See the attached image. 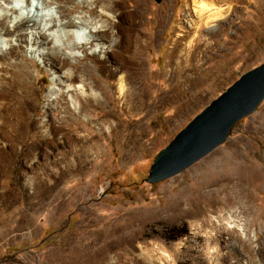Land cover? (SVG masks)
<instances>
[{
  "label": "rangeland",
  "instance_id": "rangeland-1",
  "mask_svg": "<svg viewBox=\"0 0 264 264\" xmlns=\"http://www.w3.org/2000/svg\"><path fill=\"white\" fill-rule=\"evenodd\" d=\"M147 1L142 16L123 19L124 8L132 9L130 0L92 5L49 0L59 20L79 24L76 37L62 43L61 55H77L70 62L82 67L80 81L65 79L72 67L55 73L47 60L20 46L7 57L6 65L17 62L31 73V83L14 84L22 90L31 85L36 110L30 126L22 129L17 150H11L6 130L0 129V264H193L189 253L181 252L207 221L217 229L233 228L236 221L251 242L254 259L264 264V217L258 215L253 223L264 205L260 192L246 216L236 202L215 199L214 205H204L216 198L211 184L264 174V101L235 125L223 145L192 167L158 184L145 182L156 156L244 74L264 63V0L220 4L227 19L211 28L197 23L194 0ZM30 2L39 5L40 16L47 14L41 1ZM11 4L0 0V9ZM61 8L68 13L60 14ZM162 13L167 14L164 24ZM111 23L121 31L114 30V42H105L104 53H95L100 47L79 48L83 29L110 28ZM174 36L181 38L179 43ZM10 48L0 47V55ZM91 75L97 79L89 80ZM89 93L100 99V113L84 112L74 138L42 136L50 130L49 113L52 117L58 111L59 118L79 114L81 97ZM34 141L43 144L33 153H20L22 143ZM193 184L203 189L195 190ZM184 195L196 199L194 206L183 205L177 218L166 222L164 207ZM206 232L215 235L216 229L208 227L202 234ZM215 247L209 244L204 252L213 253ZM243 252L233 263H223L243 264L250 259L249 250Z\"/></svg>",
  "mask_w": 264,
  "mask_h": 264
},
{
  "label": "bare ground",
  "instance_id": "bare-ground-1",
  "mask_svg": "<svg viewBox=\"0 0 264 264\" xmlns=\"http://www.w3.org/2000/svg\"><path fill=\"white\" fill-rule=\"evenodd\" d=\"M5 1L6 3H10V4L12 3L11 0H5ZM38 1H41L42 5L45 6L46 8L47 14H45L44 16L39 15L40 13L39 5L35 6L30 2V0H20L15 5L11 4L12 5L11 8L1 7L0 9V47L4 49L5 45L11 46V48L9 49L10 52L7 55H0V129L6 130L5 135L8 141L11 142L10 147L12 151L17 150L19 148L18 146L21 145L18 139L22 134V129L24 128V126L29 125L28 121L33 116L32 112L36 110V105H35L36 93L34 90H32L31 85L27 88V90H22L18 88L17 85L14 84V82L16 83L17 81H20V83L21 82L31 83L30 82L32 78L31 73L28 70L27 71L22 70V66H20V64H18L17 62L9 63L6 65V63H8L6 61L7 57L16 55L18 46H20V48H26L27 51L25 52H27V54H31L33 57H38L47 60L48 61L47 64L49 65L50 69L52 70L57 69L55 73H58V69L60 71H63L65 68L69 66L72 67V70L70 72L68 73L64 72L65 79L71 83L80 81V75L78 74V71L82 69V67L79 65H73L70 62L71 57H77V55L71 54L70 56H65V57L61 55L62 43L66 42L67 38L75 36L74 30L78 28L79 24H77V22L71 19L59 20V18L55 16V13L52 10V8H49V0H38ZM51 1L55 2L56 4L62 1L72 2L75 0H51ZM82 1L86 4L92 5L96 0H82ZM130 1H132L133 3L132 9L129 10L128 7L124 8L123 12L120 14V16L123 19L126 18L135 19L136 17L142 16L143 9H145L146 4L148 2L147 0H130ZM228 1L229 0H194L193 3L195 6H197L195 12L198 17L197 23H200L202 26L206 24L211 28L212 23L222 22L226 20L228 11L227 9H223V7H221L220 4H227ZM117 3L119 5L120 4L123 5V3H121L120 1H118ZM47 8H49V10H47ZM89 11L91 13L96 12V10L93 8H90ZM66 13H68L66 9H62V8L60 9V14L64 15ZM160 20H161L160 22L164 24L167 20V14L162 13ZM115 29H118L119 32L121 31L116 23L115 24L111 23L110 28L109 27L107 28L105 26H101V27L93 26V27H87L86 29L83 30L81 29L82 31L80 32L81 33L80 36L82 37L81 38L82 42L79 48L83 50H87L89 46H91V48L100 47V50L97 51L96 49L95 53L97 52L104 53L105 42H110V43L114 42L112 40V35L113 33H115L114 32ZM174 30L176 32L178 28L175 27ZM180 39L181 38L179 36L178 37L174 36L173 41L179 43ZM22 44H26V47H24ZM50 45H52L51 48H48V46ZM7 71L10 73V75H7ZM96 79L97 78L91 75V78L89 80L95 81ZM58 81H60V78L59 80H57V82ZM88 81L86 82L83 81L85 82L84 86L86 88L87 87L91 88L92 84H90ZM61 83L62 82L60 81L59 84ZM128 97L132 100V95L127 96V98ZM99 100L97 97L93 96V94L92 95L90 94L89 96L81 97V101L79 103L81 105V107H79L80 113L79 112H78L79 114H77V112L74 113L75 111L71 113L72 116L75 114L76 119H73L74 116L73 118L70 117L71 115H69L68 117H65L66 116L65 115L64 116L65 118L62 117L59 118L57 115V113H59L58 111L54 112V115H52V117L54 116V118H52L49 113L48 117L49 120H51L52 122L50 125V130L48 133H44L42 131L43 132L42 136L47 139L48 135L50 134L53 135L64 134V136L66 137L74 138V136H76L75 130L82 128L80 121H82V115L84 116L83 114L84 112L86 113L92 112L94 114L100 113L99 110L101 104ZM67 110L69 111V109ZM73 126H77V127L73 128ZM42 144H43L42 142L40 143L38 141L37 142L34 141L30 145L27 144L23 145L22 143V146H20L21 147L20 153H23L24 155L29 154L32 151L37 150ZM263 175L260 177V179L259 178L247 179L240 175L239 177L236 178H230L231 180L224 181L223 183L219 181L211 184L216 198L213 197L211 199H207L208 197H206L207 201H205L204 205L206 207H210L214 205L215 199L220 201L222 204L225 203L226 205L228 203L236 202L241 205V214L245 216L248 215L253 211L252 205L258 202L256 193L260 192V194L263 195L262 197H264ZM192 187L194 189L196 187L195 190L198 191L199 190L201 191L203 189L202 187L196 184H193ZM223 193L226 194L224 195V197H222ZM195 200L196 199H193L191 195H184L178 197V199H176L174 202L170 201L164 207L165 208L164 216H163L164 220L167 222V221H172L173 218L176 219L180 208L185 204L189 207L194 206V202H196ZM260 200L263 201L264 198L260 197ZM260 206L262 210L255 215V219L253 221L254 224L256 222V218L258 215L260 217L261 216L264 217V205L261 204ZM221 219L223 223H225V221L227 220L224 217H222ZM233 223L235 227L233 228L225 227L222 229L221 228L217 229L215 224L210 221L202 223L198 228L199 232H196L193 236L195 240L194 241L188 240L187 246L184 247V250L181 252V254L184 252H188L191 260L193 261V264H224L223 263L224 260L225 262L229 261L230 263H233V260L238 259L237 257L238 254L244 253L243 251L246 249L249 250L250 259L244 261L243 264H259V261L254 259L253 253L251 252L252 249H251L250 240L244 239L242 234L238 230L237 226H239V224L236 221L232 222V224ZM208 227L209 228L215 227L216 234L213 235L210 232H206V234L205 233L202 234L203 231L206 230ZM246 231L249 232L248 223L245 225V232ZM260 236H262L261 232L258 233V238H260ZM213 243L216 244L213 253L206 252L207 253L206 254L204 252L205 249L209 246V244H213ZM208 254H210V257H208ZM260 261H264V250L261 251Z\"/></svg>",
  "mask_w": 264,
  "mask_h": 264
},
{
  "label": "water",
  "instance_id": "water-1",
  "mask_svg": "<svg viewBox=\"0 0 264 264\" xmlns=\"http://www.w3.org/2000/svg\"><path fill=\"white\" fill-rule=\"evenodd\" d=\"M263 101L264 63L244 74L183 129L156 156L145 182H164L211 154L228 140L235 125L254 114Z\"/></svg>",
  "mask_w": 264,
  "mask_h": 264
}]
</instances>
